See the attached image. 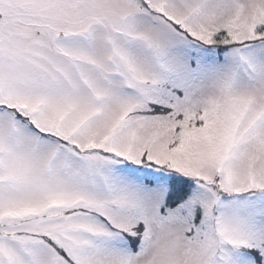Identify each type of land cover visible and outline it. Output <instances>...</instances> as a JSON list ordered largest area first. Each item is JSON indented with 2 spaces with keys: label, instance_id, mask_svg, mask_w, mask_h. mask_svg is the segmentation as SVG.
Here are the masks:
<instances>
[{
  "label": "snow or ice",
  "instance_id": "obj_1",
  "mask_svg": "<svg viewBox=\"0 0 264 264\" xmlns=\"http://www.w3.org/2000/svg\"><path fill=\"white\" fill-rule=\"evenodd\" d=\"M0 264H264V0H0Z\"/></svg>",
  "mask_w": 264,
  "mask_h": 264
}]
</instances>
